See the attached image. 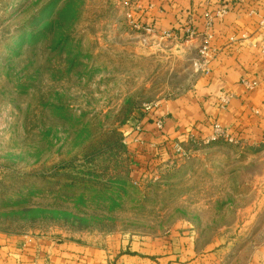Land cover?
<instances>
[{
  "label": "rangeland",
  "instance_id": "374dc122",
  "mask_svg": "<svg viewBox=\"0 0 264 264\" xmlns=\"http://www.w3.org/2000/svg\"><path fill=\"white\" fill-rule=\"evenodd\" d=\"M132 2L0 0V232L147 255L192 244L199 260L178 264H216L202 255L220 238L234 264L237 242L264 238V141L204 138L131 173L127 131L195 74Z\"/></svg>",
  "mask_w": 264,
  "mask_h": 264
},
{
  "label": "crops",
  "instance_id": "0c3cea01",
  "mask_svg": "<svg viewBox=\"0 0 264 264\" xmlns=\"http://www.w3.org/2000/svg\"><path fill=\"white\" fill-rule=\"evenodd\" d=\"M220 8L226 10L216 14ZM129 13L151 36L182 44L195 72L184 94L160 103L137 122L139 128L127 131L131 173L173 164L184 156L177 146L184 151L210 136L214 122L242 141H264V0H133ZM208 35L210 52L195 65ZM158 118L163 119L161 130L155 125ZM237 243L232 263L264 264V238ZM224 245L220 238L210 242L203 260L225 264ZM190 246L178 248L173 241L150 248L147 255L137 245L120 252L112 245L0 232V264H178L182 255L194 263L199 255Z\"/></svg>",
  "mask_w": 264,
  "mask_h": 264
},
{
  "label": "built area",
  "instance_id": "2783aa9c",
  "mask_svg": "<svg viewBox=\"0 0 264 264\" xmlns=\"http://www.w3.org/2000/svg\"><path fill=\"white\" fill-rule=\"evenodd\" d=\"M226 9L225 8H220L217 10L216 14H220V13H223ZM137 26V25H136ZM210 36L208 35L204 41H203V44L200 46V49H199V53H200V57H201V60L200 62L196 61L195 62V65H197V63H204L205 62V59L206 57L208 56V53L210 52V48H209V45H208V38ZM255 83L253 82V85ZM150 107H148L149 109ZM152 113V112H150ZM149 113V114H150ZM148 113L146 114L149 115ZM155 125L157 127L158 130H161L163 128V119L161 118H158L156 119L155 121ZM136 127L139 128V123L136 124ZM233 133L225 128L224 126L220 125L219 123L217 122H214L212 124V132L210 134V136L206 137L208 140H216V139H219V138H224V139H227L229 141H231L233 139ZM177 150L181 151L182 154L185 155V150L183 151L179 146H177Z\"/></svg>",
  "mask_w": 264,
  "mask_h": 264
}]
</instances>
